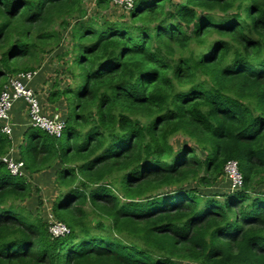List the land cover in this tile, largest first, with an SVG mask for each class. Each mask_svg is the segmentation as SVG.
Returning a JSON list of instances; mask_svg holds the SVG:
<instances>
[{
  "label": "trees",
  "instance_id": "1",
  "mask_svg": "<svg viewBox=\"0 0 264 264\" xmlns=\"http://www.w3.org/2000/svg\"><path fill=\"white\" fill-rule=\"evenodd\" d=\"M84 1L0 0V92L70 41L47 95L63 134L27 127L17 151L30 176L57 168L71 231L50 238L0 163V264H264V0ZM229 160L242 188L209 192Z\"/></svg>",
  "mask_w": 264,
  "mask_h": 264
},
{
  "label": "built area",
  "instance_id": "2",
  "mask_svg": "<svg viewBox=\"0 0 264 264\" xmlns=\"http://www.w3.org/2000/svg\"><path fill=\"white\" fill-rule=\"evenodd\" d=\"M111 3L114 6L121 7L125 11H131L134 7V0H111ZM37 72L23 73L9 78L0 92V130L10 139L12 138V131L15 126L12 112L15 104L18 102L24 104L27 127L39 129L55 138H60L63 134L65 129L64 118L58 113L45 115L38 95L34 89L27 85ZM0 163H3L13 176L25 175L23 161L12 158L10 153L0 157ZM223 178L228 185L229 192L233 193L242 188L243 178L237 161L229 160L225 163ZM46 222L50 238L59 239L70 235V229L64 223L58 221L53 214Z\"/></svg>",
  "mask_w": 264,
  "mask_h": 264
},
{
  "label": "rangeland",
  "instance_id": "3",
  "mask_svg": "<svg viewBox=\"0 0 264 264\" xmlns=\"http://www.w3.org/2000/svg\"><path fill=\"white\" fill-rule=\"evenodd\" d=\"M178 1H182V0H173V2H178ZM84 2H85V5H86L88 12L90 14H92L93 12H91V11L94 9L95 0H85ZM112 8L115 9V12L117 13L114 16V18H117L121 13H123L122 10L117 8V7L113 6ZM106 13H108V12L107 11L103 12V14H106ZM69 42H70L69 39L65 40L62 43L60 50L57 49L56 51H54L53 54L46 56V58L44 60L43 67L41 68V70H44V75L46 76V78H45L46 79V83H45L46 89H48V87L52 84V82L55 80V78H57V80H59V79L63 80L64 78H66V77H64V74H63V73H65L64 71L66 70V65L62 61L57 62L54 57H55V55L57 56L61 51L66 50L69 47ZM69 83L72 84L71 81L67 82V79H65L64 83L61 82L60 87L63 88L65 85H68ZM82 84L83 83L79 82V81L74 83L73 84V92L74 93L79 92ZM51 91H52V88H50L48 90V93H50ZM63 107H64V105H63ZM64 110H65V107H64ZM62 114H63L62 116L64 117L65 112ZM17 127H15V129H17ZM183 141H184V139H182L180 137H176L175 139H173L172 142H174L177 146H180L183 144ZM56 169H57L56 167H55V169H50L49 172H46L40 178L41 182L40 181L39 182L43 187L42 191L35 184H33L34 185L33 188L38 189L40 191L39 196L45 198V201H44V204H43V207L41 210L45 220H48L49 217L52 216V212H51L52 207L46 205V203H48L50 201L53 202L54 199L57 197L58 192H59V190L55 187V185L53 183V179H54V175H55L54 173H55ZM33 176L34 175L30 176V175L26 174L25 178L27 179V181L30 182V184H32L31 183L32 178H33V180L35 179ZM226 188H227V183L225 182L224 178H221L215 184V186L208 189V191L212 192L214 194L223 195L224 192L227 191ZM262 188H264V187H262ZM36 198H37V194H36V192H34L31 196V198L26 203V206L32 211L35 210Z\"/></svg>",
  "mask_w": 264,
  "mask_h": 264
},
{
  "label": "crops",
  "instance_id": "4",
  "mask_svg": "<svg viewBox=\"0 0 264 264\" xmlns=\"http://www.w3.org/2000/svg\"><path fill=\"white\" fill-rule=\"evenodd\" d=\"M45 78H46V76L44 75V70L40 69L36 73L34 78L27 83V85L29 87H31L32 89H34V91L38 95L40 103L43 106V113L45 115H52L53 113H58L62 116L63 115L62 113H64V110L60 104L50 105L47 102L48 90L51 88V85L48 87V89H46V85H45L46 79ZM12 117H13V123H15V126L13 127V131H12V138H11L12 151L10 152V156L14 159H19L17 148L21 144V142L23 140V132L27 128V117L25 115V107H24V104L22 102H18L15 104L14 110L12 112ZM15 127H17V129H15ZM46 172H49V170L43 171V172L38 173V174L33 176L35 179L33 180V178H32V181H31L32 187L34 186L33 184H35L41 191L43 190V187L40 184V182H41L40 178ZM24 177H26V173H25ZM42 198L45 201V198L44 197H42ZM46 205L52 206V202L50 201V202L46 203Z\"/></svg>",
  "mask_w": 264,
  "mask_h": 264
}]
</instances>
